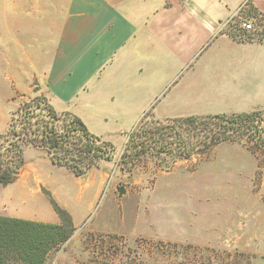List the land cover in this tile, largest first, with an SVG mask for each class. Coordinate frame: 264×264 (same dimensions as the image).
<instances>
[{
	"label": "crops",
	"instance_id": "1",
	"mask_svg": "<svg viewBox=\"0 0 264 264\" xmlns=\"http://www.w3.org/2000/svg\"><path fill=\"white\" fill-rule=\"evenodd\" d=\"M38 2L32 9L33 0H0V133L17 93L29 96L36 86L95 134L96 121L130 117L134 125L150 108L162 120L264 110V41L220 30L243 3L264 15V0ZM103 163L69 197L87 202L88 214L108 176ZM52 191L78 228L87 213ZM54 213L45 222L60 223Z\"/></svg>",
	"mask_w": 264,
	"mask_h": 264
},
{
	"label": "rangeland",
	"instance_id": "2",
	"mask_svg": "<svg viewBox=\"0 0 264 264\" xmlns=\"http://www.w3.org/2000/svg\"><path fill=\"white\" fill-rule=\"evenodd\" d=\"M39 5L33 0L32 9ZM243 12L261 14L249 4ZM247 40L264 41V32L248 34ZM38 94L47 96L36 92L28 97ZM16 99L1 133L25 97L17 93ZM150 109V117L157 118ZM117 118L94 125L115 151L103 163L108 176L89 214L87 202L78 204L69 198L78 190V182L88 179L89 171L76 176L32 146L24 151L19 178L0 185L3 215L51 221L55 213L44 190L54 197L53 188L58 198H69L87 213L83 223L82 215H76L82 224L52 250L47 264H264V256L256 255L264 253V142L261 147L250 143L254 152L248 144L223 141L204 157L175 159L147 153L132 162L121 153L126 132L134 125L130 117ZM262 126L264 138V113ZM119 188L125 193L120 194ZM88 223L110 231H90Z\"/></svg>",
	"mask_w": 264,
	"mask_h": 264
},
{
	"label": "trees",
	"instance_id": "3",
	"mask_svg": "<svg viewBox=\"0 0 264 264\" xmlns=\"http://www.w3.org/2000/svg\"><path fill=\"white\" fill-rule=\"evenodd\" d=\"M35 91H39L36 86ZM25 97L0 134V185L14 183L25 165L26 148L44 150L51 162L83 176L110 160L115 145L89 130L72 111H58L44 94ZM264 110L167 118L150 117L151 109L126 132L123 159L168 155L175 159L204 157L219 144L263 146ZM248 148L254 152L252 146ZM124 161V160H122ZM60 223L0 215V264H47L52 250L68 241L77 227L72 214L44 190Z\"/></svg>",
	"mask_w": 264,
	"mask_h": 264
},
{
	"label": "built area",
	"instance_id": "4",
	"mask_svg": "<svg viewBox=\"0 0 264 264\" xmlns=\"http://www.w3.org/2000/svg\"><path fill=\"white\" fill-rule=\"evenodd\" d=\"M243 3L224 22L220 24V30L228 33L239 41L247 40V36L252 34H262L264 32V15L249 14L243 12Z\"/></svg>",
	"mask_w": 264,
	"mask_h": 264
},
{
	"label": "water",
	"instance_id": "5",
	"mask_svg": "<svg viewBox=\"0 0 264 264\" xmlns=\"http://www.w3.org/2000/svg\"><path fill=\"white\" fill-rule=\"evenodd\" d=\"M119 192H120V194H123V193H125V189L124 188H119Z\"/></svg>",
	"mask_w": 264,
	"mask_h": 264
}]
</instances>
